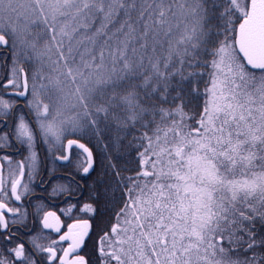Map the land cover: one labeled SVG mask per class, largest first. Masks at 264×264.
Wrapping results in <instances>:
<instances>
[{
    "label": "snow or ice",
    "instance_id": "6c2138e0",
    "mask_svg": "<svg viewBox=\"0 0 264 264\" xmlns=\"http://www.w3.org/2000/svg\"><path fill=\"white\" fill-rule=\"evenodd\" d=\"M0 264H264V0H0Z\"/></svg>",
    "mask_w": 264,
    "mask_h": 264
}]
</instances>
